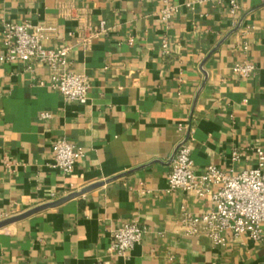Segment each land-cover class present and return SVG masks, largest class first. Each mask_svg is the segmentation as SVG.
Returning <instances> with one entry per match:
<instances>
[{"label":"crops","instance_id":"obj_1","mask_svg":"<svg viewBox=\"0 0 264 264\" xmlns=\"http://www.w3.org/2000/svg\"><path fill=\"white\" fill-rule=\"evenodd\" d=\"M236 1L232 14L230 0H172L179 12L166 23L159 0H0V56L6 22L50 25L46 45L70 47L66 70L90 86L87 104L68 101L48 66L0 60V209L18 215L102 183L0 229V264H263L264 238L227 232L215 246L184 234L183 211H209L216 187L169 190L189 132L198 175L239 174L264 151V3ZM83 20L109 28L88 48ZM242 62L257 67L252 78L233 73ZM60 138L86 150L70 174L53 167ZM133 221L142 242L112 253V231Z\"/></svg>","mask_w":264,"mask_h":264},{"label":"built area","instance_id":"obj_2","mask_svg":"<svg viewBox=\"0 0 264 264\" xmlns=\"http://www.w3.org/2000/svg\"><path fill=\"white\" fill-rule=\"evenodd\" d=\"M146 1V0H142ZM162 3L160 16L169 23L179 12V6L172 0H159ZM264 3V0H260ZM232 14L239 5L236 0H230ZM55 28L50 25L34 26L29 22L5 23V36L2 45L5 52L1 61H25L46 65L52 72L50 86L59 91L66 100L87 104L89 101V80L86 74H78L66 70L70 47L50 48L46 42L51 38ZM109 28L104 21L94 25L90 20H83L79 26V40L90 47L93 40ZM164 53L168 54V42L163 44ZM235 75L250 79L257 71L254 64L237 63L232 68ZM50 112H43L41 119H50ZM190 131L191 126L185 125ZM189 135L178 144L170 164L169 190H184L203 195L216 187L212 193L213 207L202 214L188 210L183 211L181 224L184 234L189 237L204 236L215 246L222 245L224 236L231 232L235 236L248 234L256 241L264 238V151L258 149L257 165L239 174H229L217 166H209L202 174L195 171ZM240 152L233 153V160L240 158ZM86 156L85 148L69 142L66 138L58 139L54 144L53 167L65 174L74 171L77 163ZM14 214L0 209V222ZM146 229L137 221L118 226L112 231L110 251L123 256L140 244ZM264 264V260H263Z\"/></svg>","mask_w":264,"mask_h":264},{"label":"water","instance_id":"obj_3","mask_svg":"<svg viewBox=\"0 0 264 264\" xmlns=\"http://www.w3.org/2000/svg\"><path fill=\"white\" fill-rule=\"evenodd\" d=\"M101 185H102V183L93 184L91 186H88V187L84 188L80 192H73V193H71V194H69V195H67V196H65V197H63V198H61V199H59L57 201L48 202V203L36 206V207H34V208L24 212V213H21V214L15 215L13 217H10V218H8L6 220H3V221L0 222V229L5 228V227H7V226H9L11 224H14L16 222L22 221V220H24V219H26V218L34 215V214L42 212L44 210H47V209H50V208H54V207H57V206H59L61 204H64L65 202L70 201V200H72V199H74L76 197H79L81 195H84V194L88 193L89 191H91V190H93V189H95V188H97V187H99Z\"/></svg>","mask_w":264,"mask_h":264}]
</instances>
